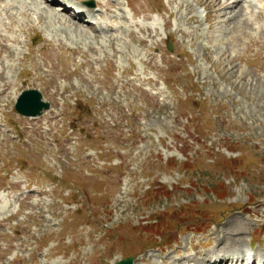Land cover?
Listing matches in <instances>:
<instances>
[{"label":"rangeland","instance_id":"1","mask_svg":"<svg viewBox=\"0 0 264 264\" xmlns=\"http://www.w3.org/2000/svg\"><path fill=\"white\" fill-rule=\"evenodd\" d=\"M9 1L0 264L264 254V0H95L99 31ZM27 89L38 119L15 111Z\"/></svg>","mask_w":264,"mask_h":264},{"label":"water","instance_id":"2","mask_svg":"<svg viewBox=\"0 0 264 264\" xmlns=\"http://www.w3.org/2000/svg\"><path fill=\"white\" fill-rule=\"evenodd\" d=\"M171 49V48H170ZM42 95L36 90L25 91L16 105L17 111L24 116H39L43 110L50 108L49 103L41 101ZM134 258L130 257L119 261L117 264H133Z\"/></svg>","mask_w":264,"mask_h":264},{"label":"bare ground","instance_id":"3","mask_svg":"<svg viewBox=\"0 0 264 264\" xmlns=\"http://www.w3.org/2000/svg\"><path fill=\"white\" fill-rule=\"evenodd\" d=\"M56 1L57 0H54L53 3H49V4L52 5V6H55V3H57ZM96 1L98 2L100 0H96ZM6 2H7V0H0V4H6ZM46 3H47V1H46ZM76 6H79V5L77 4ZM78 8H80L83 12H85L89 17L94 18V19L97 18V16L94 14L93 11H91V10L89 11L87 9V6H84V5L81 4ZM64 12H67V9H65ZM6 15L8 16V18H11V16L9 14L6 13ZM263 15H264V12H260L259 13V17H262ZM78 16L81 17L83 15L82 14H78L77 17H75L73 19H70V20L79 21V17ZM100 16L102 17V14H100ZM0 24H1V22H0ZM4 26H6V25H4ZM9 26H7V27H9ZM261 29H263V27H261ZM3 41L4 40H2V42H0V54H5V51H6V49L3 46L4 45V42ZM3 75H4V66H1V64H0V102H3L4 101V98L6 96H8L9 94H11V93L8 92V90L10 88L9 85H7L6 83H4V81H3V79H4V76ZM233 249H236V248H233ZM224 256L226 257V253H224ZM230 261H231L230 258H224L223 260H221V263L222 264H228V262H230Z\"/></svg>","mask_w":264,"mask_h":264}]
</instances>
